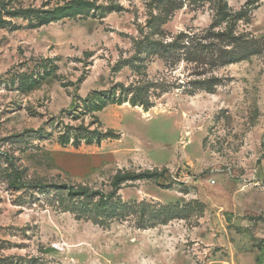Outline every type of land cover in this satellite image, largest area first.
Returning <instances> with one entry per match:
<instances>
[{
  "label": "rangeland",
  "instance_id": "rangeland-1",
  "mask_svg": "<svg viewBox=\"0 0 264 264\" xmlns=\"http://www.w3.org/2000/svg\"><path fill=\"white\" fill-rule=\"evenodd\" d=\"M68 1L0 0V153L10 151L29 182L105 192L119 168L156 171L120 196L183 212L145 229L133 217L76 220L39 191L10 189L0 157V264H264V0H89L45 23L11 14ZM179 32L168 56L136 46ZM136 53L133 65L122 62ZM160 78L170 87L151 88L148 109L139 96L132 104L127 86ZM108 90L114 102L94 110ZM79 125L119 138L75 145ZM26 131L29 143L9 139Z\"/></svg>",
  "mask_w": 264,
  "mask_h": 264
},
{
  "label": "trees",
  "instance_id": "trees-1",
  "mask_svg": "<svg viewBox=\"0 0 264 264\" xmlns=\"http://www.w3.org/2000/svg\"><path fill=\"white\" fill-rule=\"evenodd\" d=\"M92 6V2L89 0H72L68 1L62 6H57L52 10L43 9H20L11 14L21 16H34L41 22H50L60 19L69 14L81 13L85 8ZM160 19V15L152 16L149 20L150 26L157 25ZM227 36V33L224 34ZM184 37L183 32L177 33L171 41H164L150 38V36H144L140 41L136 42L138 49L143 48V51L150 50L155 53H160L162 56H168L177 51L181 38ZM139 57L136 53L133 57L124 59L122 62L133 65L135 63L134 58ZM124 90H131L134 92V99L132 104H136L137 96L142 100L139 101L145 109H148L152 102L148 99L147 93L151 88L165 90L170 87V83L166 78H160L159 80H144L136 84H130L124 88ZM198 88L201 86H197ZM114 90V89H113ZM105 91L107 96L103 98L101 103L96 104L94 110H101L108 104V100L113 101L114 91ZM146 95V98L144 96ZM123 99H118V102H123ZM90 103V101H87ZM94 103L91 100V104ZM70 130L73 132V143L78 145L81 139L89 141L94 139L97 144H100L105 139L119 138L118 134L112 128L106 130L94 128L90 130L88 127L75 126ZM42 128H39L34 133L40 134ZM30 132L19 133L10 136L9 139H13L18 143H29ZM69 139V135L65 138ZM1 181L7 182L8 187L14 191H39L36 198L40 201H46L57 210L62 212H68L74 216L76 220L91 221L95 225L107 226L114 221H124L129 218H134V222L137 228L145 229L153 227L159 223L166 224L169 220L176 218L183 209L178 204L166 205V204H151L145 200L135 201L129 203L124 201L120 196L119 189L127 183H132L136 180H150L157 178L156 171H150L141 169L139 172H134L131 169L119 168L115 174L109 180L108 191H103L95 187H90L85 182H73L71 180L60 182H29L26 178L25 168L17 162V158L8 150H1ZM26 195H20L17 198L19 203L25 202ZM200 202L189 201L185 206ZM200 205V204H199ZM183 206V207H185ZM203 211V210H201ZM202 213V212H201Z\"/></svg>",
  "mask_w": 264,
  "mask_h": 264
}]
</instances>
